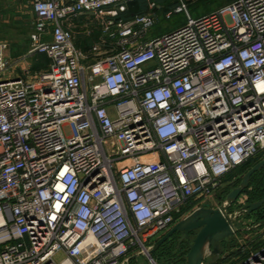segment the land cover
I'll return each instance as SVG.
<instances>
[{
    "label": "built area",
    "instance_id": "1",
    "mask_svg": "<svg viewBox=\"0 0 264 264\" xmlns=\"http://www.w3.org/2000/svg\"><path fill=\"white\" fill-rule=\"evenodd\" d=\"M131 1L32 2L27 55L48 64L0 77V264H122L132 246L150 257L189 201L206 204L264 152V0L200 17L182 3L165 16L185 23L148 39L162 7L125 20ZM81 14L105 36L88 51L64 24ZM239 264H264V245Z\"/></svg>",
    "mask_w": 264,
    "mask_h": 264
},
{
    "label": "rangeland",
    "instance_id": "2",
    "mask_svg": "<svg viewBox=\"0 0 264 264\" xmlns=\"http://www.w3.org/2000/svg\"><path fill=\"white\" fill-rule=\"evenodd\" d=\"M168 3L175 5H181L185 3L188 12L193 17H200L206 13L214 11L222 5L231 2L232 0H166ZM33 0H0V41L5 40L9 44L7 50V58L10 59L11 67L4 74H0V77H15V76H27L40 71L45 68H35L37 62L41 61V54L33 53L24 56L30 49V32L33 25ZM162 10V8L160 9ZM186 21V12H175L172 17L167 18L165 11H159L156 18V22L151 30L154 31V35H162L172 29H175ZM22 51V54L19 53ZM22 56V57H21ZM11 57H20L19 59L11 60ZM47 64V63H46ZM219 205L225 199L222 198ZM249 201V197L247 199ZM246 202V203H247ZM242 206V205H241ZM239 205H235L233 208H237ZM232 208V210H233ZM179 218V214L175 215ZM260 220V214L252 213L250 215L241 216L237 220V226H251ZM235 237V241H234ZM230 239L227 249L229 253L222 255L207 254V264H231L237 260L239 254L246 253L253 249V246L257 242L264 239V225L258 229L246 230L238 232ZM232 244V245H231ZM243 247L246 250H243ZM188 248H184L177 241L166 244L163 249L159 250L156 255L153 254V258L147 255H142L140 261L136 264H181L182 260L185 261ZM223 256V257H221Z\"/></svg>",
    "mask_w": 264,
    "mask_h": 264
},
{
    "label": "water",
    "instance_id": "3",
    "mask_svg": "<svg viewBox=\"0 0 264 264\" xmlns=\"http://www.w3.org/2000/svg\"><path fill=\"white\" fill-rule=\"evenodd\" d=\"M256 173L261 174V180L264 179V158L255 161L240 178L239 183L226 194L224 201L219 206L214 208L209 204H203L193 208L186 216L179 219L166 234L150 247V257L153 258V253L162 244L178 235L179 245L184 242L188 244L187 264H203L207 254L219 255L224 244L228 246L230 239L238 232L258 229L264 225V219L251 226L239 227L236 223L241 216L264 209V197L233 208L238 198L250 187L251 179ZM142 255L146 254L140 251L135 257ZM126 261H123L122 264H125Z\"/></svg>",
    "mask_w": 264,
    "mask_h": 264
},
{
    "label": "crops",
    "instance_id": "4",
    "mask_svg": "<svg viewBox=\"0 0 264 264\" xmlns=\"http://www.w3.org/2000/svg\"><path fill=\"white\" fill-rule=\"evenodd\" d=\"M154 1H156L162 7V10L159 9V10L156 11V16H158L159 11L169 10L170 3H168L167 1H165V0L164 1L154 0ZM149 2H150V0H146V2L144 4L145 5V9H144L145 12L151 11L150 8H149ZM33 14H34V11H33ZM123 14H125V13H123ZM127 16H130V17L125 18V15L123 16L121 14V17H123L125 20L131 19L134 16V14H129L128 13ZM101 23H102L101 21L96 20L94 18V16H92L90 14H81V15H78L76 17H72V18H70V19H68V20H66L64 22L65 26L68 27L69 29H71V31L73 32L74 40H75V43H76L77 47H79L83 51H88L93 44H95L97 42H101L102 39L105 37L104 34H103V28H102V24ZM154 36H156V35H154V31L150 29V30H148V32H147L146 36L144 37V39H148V38H151V37H154ZM19 53L22 54V51H20V49H19ZM27 54H28V52L25 55H23V57L27 56ZM6 56H7V52H6ZM11 58H12L11 60L15 61L16 59H19L20 57H11ZM7 59L10 61L9 58H7ZM256 158H258L257 160H259L261 158H264V152L259 153ZM235 172H236V170L234 169L231 172L227 173L223 177L222 188L220 190H218L215 194H213L212 198H209L208 201L206 202V204H209L211 207H214V208L219 206L218 202H221V200H223L222 198L225 197L226 194L231 190V188L234 185V182H236L239 178H241L243 176V174L245 173L244 172V173L236 174ZM260 177H261V174L257 173L256 180L258 178H260ZM202 204L203 203H198L197 202V204L195 203L194 207L200 206ZM184 212H186V213L183 216L177 218V221L179 219L183 218L184 216H186L190 211L187 210V211H184ZM168 230H166L165 232H162L161 234L157 235L155 238H153L150 241L149 244L151 246L153 244H155V242L159 238H161L164 234H166V232ZM173 239H175V238L173 237L170 242H172ZM234 241H235V237H234ZM170 242H167L166 244H169ZM182 246L185 249L188 248V244L187 243H183ZM222 250H223V253H221L222 255H225V254L229 253V250L227 249V246L225 244L222 247ZM139 252H140V249H139L138 246H132L130 248L129 252L126 254V256L123 257V261L127 260L125 264H136L138 261H140L141 256L135 257V255L138 254ZM156 253L158 254L159 251L156 250L153 254L156 255ZM221 257H223V256H221ZM180 263L181 264H187V261L185 259V261L182 260ZM203 264H207V256L205 257Z\"/></svg>",
    "mask_w": 264,
    "mask_h": 264
},
{
    "label": "trees",
    "instance_id": "5",
    "mask_svg": "<svg viewBox=\"0 0 264 264\" xmlns=\"http://www.w3.org/2000/svg\"><path fill=\"white\" fill-rule=\"evenodd\" d=\"M161 1H164V0H161ZM145 2H146V0H133V1L129 2L128 3V8H129L128 11L125 14H122V15L123 16L125 15V18H128V17H130V16H127L128 13L129 14H134V15L135 14L146 13L144 11ZM173 6H174L173 4H170L169 9L173 8ZM46 63L48 64L47 56L46 55H41V61L36 63L35 68H43L44 66L46 67L47 66ZM257 159L258 158H252V159L246 161L245 163L239 165L238 167L235 168V170H236L235 173L239 174V173L246 172L255 163V161ZM256 175H257V173L253 175V177L251 179V185L245 192V193H247V195L249 197V201L260 200V199H262L264 197V179L261 180V178H258L256 180ZM239 181H240V178L236 182H234L233 186L237 185L239 183ZM194 204H195V202L193 200L189 201V203H187L186 206L183 207V211L189 210ZM253 213L260 214V220L264 219V209L257 210V211H255ZM170 241L171 240H169L167 242H170ZM167 242L162 244L157 250L158 251L161 250L166 245ZM263 245H264V239L259 241V242H257V244H255L253 246L252 250H256V249L260 248ZM237 255L239 256V258L237 260L233 261L231 264H239L242 260H244L245 258H247L250 255V250L247 251L246 253H243V254H239L238 253Z\"/></svg>",
    "mask_w": 264,
    "mask_h": 264
},
{
    "label": "flooded vegetation",
    "instance_id": "6",
    "mask_svg": "<svg viewBox=\"0 0 264 264\" xmlns=\"http://www.w3.org/2000/svg\"><path fill=\"white\" fill-rule=\"evenodd\" d=\"M177 237L174 239V241H177L179 238H178V235H176ZM185 243V242H184ZM183 244V243H182Z\"/></svg>",
    "mask_w": 264,
    "mask_h": 264
},
{
    "label": "bare ground",
    "instance_id": "7",
    "mask_svg": "<svg viewBox=\"0 0 264 264\" xmlns=\"http://www.w3.org/2000/svg\"><path fill=\"white\" fill-rule=\"evenodd\" d=\"M73 238H75V237H73Z\"/></svg>",
    "mask_w": 264,
    "mask_h": 264
}]
</instances>
